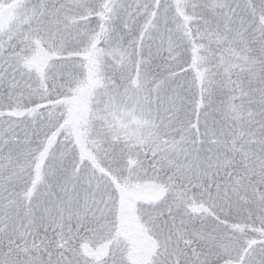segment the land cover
Instances as JSON below:
<instances>
[{"label":"snow or ice","instance_id":"6c2138e0","mask_svg":"<svg viewBox=\"0 0 264 264\" xmlns=\"http://www.w3.org/2000/svg\"><path fill=\"white\" fill-rule=\"evenodd\" d=\"M0 264H264V0H0Z\"/></svg>","mask_w":264,"mask_h":264}]
</instances>
